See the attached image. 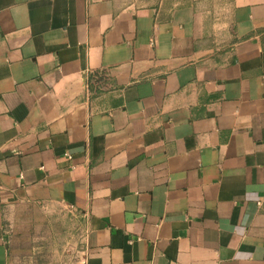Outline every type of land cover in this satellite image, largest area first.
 I'll return each mask as SVG.
<instances>
[{"label": "crops", "instance_id": "crops-1", "mask_svg": "<svg viewBox=\"0 0 264 264\" xmlns=\"http://www.w3.org/2000/svg\"><path fill=\"white\" fill-rule=\"evenodd\" d=\"M213 3L0 0V264L28 206L77 264H264V0Z\"/></svg>", "mask_w": 264, "mask_h": 264}, {"label": "rangeland", "instance_id": "rangeland-1", "mask_svg": "<svg viewBox=\"0 0 264 264\" xmlns=\"http://www.w3.org/2000/svg\"><path fill=\"white\" fill-rule=\"evenodd\" d=\"M214 19L221 23L227 13V0H213ZM224 4V5H223ZM6 221L13 264H77L81 235L77 218L64 208L17 209Z\"/></svg>", "mask_w": 264, "mask_h": 264}, {"label": "built area", "instance_id": "built-area-1", "mask_svg": "<svg viewBox=\"0 0 264 264\" xmlns=\"http://www.w3.org/2000/svg\"><path fill=\"white\" fill-rule=\"evenodd\" d=\"M88 84H89V81L87 80V82H86L87 87H88ZM66 155H67L68 157H70L69 154L66 153Z\"/></svg>", "mask_w": 264, "mask_h": 264}]
</instances>
